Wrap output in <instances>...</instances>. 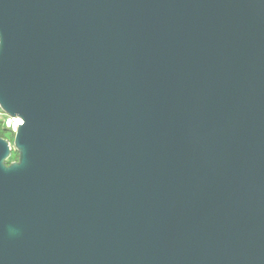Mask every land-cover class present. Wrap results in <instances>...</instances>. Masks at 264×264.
<instances>
[{"label": "water", "instance_id": "water-1", "mask_svg": "<svg viewBox=\"0 0 264 264\" xmlns=\"http://www.w3.org/2000/svg\"><path fill=\"white\" fill-rule=\"evenodd\" d=\"M0 108V264H264V0H0Z\"/></svg>", "mask_w": 264, "mask_h": 264}, {"label": "trees", "instance_id": "trees-1", "mask_svg": "<svg viewBox=\"0 0 264 264\" xmlns=\"http://www.w3.org/2000/svg\"><path fill=\"white\" fill-rule=\"evenodd\" d=\"M15 132L10 128H7L4 120L0 118V137L8 139L11 143L14 141ZM18 159V153L14 152L10 157V161Z\"/></svg>", "mask_w": 264, "mask_h": 264}, {"label": "built area", "instance_id": "built-area-1", "mask_svg": "<svg viewBox=\"0 0 264 264\" xmlns=\"http://www.w3.org/2000/svg\"><path fill=\"white\" fill-rule=\"evenodd\" d=\"M0 118H2L7 126V128H10L13 130V132H16L18 128V124H22L23 120L20 117H13L10 115H7L4 113L0 108Z\"/></svg>", "mask_w": 264, "mask_h": 264}]
</instances>
